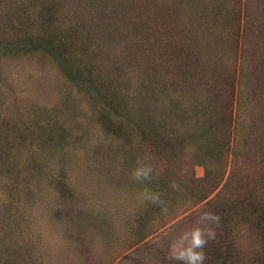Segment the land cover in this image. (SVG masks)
Here are the masks:
<instances>
[{"label":"trees","instance_id":"trees-1","mask_svg":"<svg viewBox=\"0 0 264 264\" xmlns=\"http://www.w3.org/2000/svg\"><path fill=\"white\" fill-rule=\"evenodd\" d=\"M64 1L25 0L21 8L16 3L8 6L12 16L0 17V58L48 55L90 99L95 122L120 145V160L128 171L138 158H145L159 173L150 184L132 179L130 183L164 192L170 204L202 203L203 211L221 217L216 240L204 249L208 257L204 264H264V0H218L212 12L202 5L197 20L207 17L208 32L217 39L210 48L214 66L203 81L185 68L168 76V65L158 68L159 80L151 71L138 73L139 67L125 66L116 55L104 54L93 41L97 31L82 14L75 15L71 7L65 10ZM154 1L143 0V8ZM165 6L174 7L169 2ZM146 9L143 24L148 27L153 13L150 6ZM181 12L179 8L177 14ZM123 19L133 29L139 25L129 13ZM225 42L232 45L233 63L222 67L226 57L217 50ZM60 126L51 117L42 123L36 118L24 123L0 115V177L11 185L8 194L16 213L23 203L21 196L25 194V200L30 196L33 179L44 177L63 147L77 144ZM109 148L113 156L120 155ZM194 165L204 167L203 177L194 175ZM59 171L49 183L69 198L71 187ZM172 182L179 191L171 189ZM161 213L158 206H144L137 218L136 240L145 236L147 219ZM240 224L248 226L258 243L251 254L233 244L232 231Z\"/></svg>","mask_w":264,"mask_h":264},{"label":"rangeland","instance_id":"rangeland-1","mask_svg":"<svg viewBox=\"0 0 264 264\" xmlns=\"http://www.w3.org/2000/svg\"><path fill=\"white\" fill-rule=\"evenodd\" d=\"M85 1L91 5L86 7ZM142 1L83 0L74 5L65 0L64 9L71 7L69 11L75 15L82 14L97 31L93 41L103 53L116 55L125 66L139 67L138 73L151 71L150 75L161 80L158 68L168 65V76L185 68L203 81L214 66V50L210 48L217 39L208 32L207 17L197 20V14L203 4L212 12L218 0H155L149 5L153 21L148 27L143 18L149 6L143 8ZM168 2L174 7L165 6ZM12 3L21 8L25 0H0L1 18L12 16L8 9ZM179 8L182 12L177 14ZM124 13L137 18L135 29L123 19ZM217 53L226 57L222 67L233 63L231 43L220 44ZM93 111L90 99L48 55L0 58V115L24 123L31 118L39 123L55 118L64 132L78 141L62 148L44 177L33 179L30 196L26 200L25 194L21 196L23 203L17 213L8 194L11 185L0 177V264H168L169 242L192 227L194 218L203 211L202 203H171L167 213L147 219L145 236L136 240L138 214L147 204L140 197L143 189L130 183L131 171L120 160V145L97 125ZM109 146L120 155L113 156ZM59 170L71 187L69 198L59 195L49 183L50 176ZM193 173L203 177L205 169L194 165ZM232 239L246 255L258 249L246 225L235 226Z\"/></svg>","mask_w":264,"mask_h":264},{"label":"clouds","instance_id":"clouds-1","mask_svg":"<svg viewBox=\"0 0 264 264\" xmlns=\"http://www.w3.org/2000/svg\"><path fill=\"white\" fill-rule=\"evenodd\" d=\"M153 166L146 162L145 158H138L136 166L131 170V179L140 184H150L159 175ZM170 187L173 191H179L180 187L172 182ZM143 202L160 207L161 212H168L170 201L165 200L164 192L153 190L145 186L140 192ZM203 207V206H201ZM199 211V210H198ZM221 224V217L211 211H199L194 218L193 225L176 235L168 245L167 259L178 261L180 264H204L208 258L204 249L210 241H215ZM215 225V228L209 226Z\"/></svg>","mask_w":264,"mask_h":264}]
</instances>
